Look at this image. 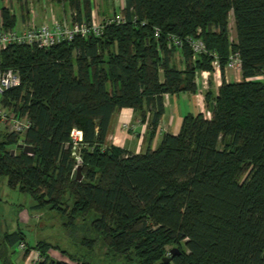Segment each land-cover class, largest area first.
<instances>
[{"label": "trees", "instance_id": "16d2710c", "mask_svg": "<svg viewBox=\"0 0 264 264\" xmlns=\"http://www.w3.org/2000/svg\"><path fill=\"white\" fill-rule=\"evenodd\" d=\"M56 1L68 5L73 21L91 20L92 0ZM124 1L126 22L106 25L99 37L0 53V73L12 69L20 77L1 103L31 124L23 135L0 134V176L29 194L38 211L59 215L67 229L93 233L83 244L98 245L119 264H164L172 248L180 253L169 264H264V82L257 79L264 74V0ZM0 19L15 28L10 8L0 9ZM169 35L198 39L205 53L193 59L184 44L180 69ZM235 53L242 80L222 82L215 97L206 94L210 118L186 115L176 135L164 134L155 149L139 154L106 143L122 109L141 121L149 115L151 141L163 95L195 93L196 73L213 71L212 54L223 76ZM73 128L82 132L77 149ZM20 139L33 154H10ZM5 240L13 247L25 236L14 232ZM49 250L57 247L27 245L22 261L34 251L35 264H70ZM4 254L0 264H14Z\"/></svg>", "mask_w": 264, "mask_h": 264}, {"label": "crops", "instance_id": "0c3cea01", "mask_svg": "<svg viewBox=\"0 0 264 264\" xmlns=\"http://www.w3.org/2000/svg\"><path fill=\"white\" fill-rule=\"evenodd\" d=\"M1 4L2 7L11 9L16 18L15 29L17 30L24 29L32 22L35 24H52L53 22L72 19V12L68 5L56 0H1ZM124 7V0H92L94 20L100 23L109 20ZM228 30L230 40L235 42L236 33L232 13L229 15ZM178 66L180 69L184 67V65ZM241 80V72L237 71H227L223 76L221 73L209 71L198 72L195 76V93L163 95L164 113L151 141L148 140L149 115L144 121H141L131 109H122L112 117L106 143L133 154L142 153L148 147L155 149L164 134L176 135L179 132L181 122L186 115L203 114L205 118H210V112L206 108L205 96L207 93L215 97L222 82L229 84ZM26 262L27 260L22 264H27Z\"/></svg>", "mask_w": 264, "mask_h": 264}, {"label": "rangeland", "instance_id": "374dc122", "mask_svg": "<svg viewBox=\"0 0 264 264\" xmlns=\"http://www.w3.org/2000/svg\"><path fill=\"white\" fill-rule=\"evenodd\" d=\"M0 7H2L1 0ZM176 62L178 65H183L179 57ZM4 132L5 129L0 126V133ZM35 204L29 194L10 188L7 179L0 176V254L5 255L4 253H6L7 256L4 257H7L11 262L22 264L25 250L19 249V243L10 247L6 243L5 236L14 232H21L25 236L23 242L25 248L27 245L32 248L38 242H46L57 247V250H49L48 252L55 260H64L70 264H75L69 259V256H72L91 264L118 263L112 257L104 256L105 250L100 249L98 245L90 249L83 244L85 236L89 239L96 238L93 233L85 232L80 225L75 231L69 230L64 226L59 215L47 209L38 211L34 208ZM90 220L81 222V224L88 225ZM37 258L36 252L30 253L26 263L35 264Z\"/></svg>", "mask_w": 264, "mask_h": 264}, {"label": "built area", "instance_id": "2783aa9c", "mask_svg": "<svg viewBox=\"0 0 264 264\" xmlns=\"http://www.w3.org/2000/svg\"><path fill=\"white\" fill-rule=\"evenodd\" d=\"M125 22L126 20L120 12L109 20H105L101 23L94 20V16L91 12V20L89 22H75L72 19L70 21H57L52 24H35L32 22L24 29L17 30L15 28L6 29L0 19V53L6 48L15 45L32 46L38 49H49L50 47L63 42H71L77 37H99L106 25L113 23L124 24ZM155 37H159L158 30L155 31ZM167 40L169 47L177 49L175 62L179 57L183 63L179 50L182 49L184 44H187L192 51L193 59L200 54L205 53V46L198 39L189 37L186 39H180L174 35H169ZM212 57V72L221 73V65L218 56L216 54H212ZM223 70L224 73L227 71L241 72V62L237 53L229 56ZM257 79L264 82V74H260ZM19 86L20 77L17 71L9 69L0 73V126H2L8 133L23 135L30 128L31 124L29 120L26 117H19L16 113L4 107L1 103V99L6 91ZM70 139L73 148L77 149L82 142V132L79 129L73 128L70 132ZM17 145L25 146L22 139L18 140ZM17 145L12 149L15 151L14 154L17 150L22 151V149L17 148ZM18 246L20 250H25L23 242L19 243Z\"/></svg>", "mask_w": 264, "mask_h": 264}, {"label": "water", "instance_id": "95a60500", "mask_svg": "<svg viewBox=\"0 0 264 264\" xmlns=\"http://www.w3.org/2000/svg\"><path fill=\"white\" fill-rule=\"evenodd\" d=\"M17 148H18V149H22V151H23L24 153H27V154H33V153H34L33 148L30 147V146H27V145H25V146L17 145ZM14 152H15L14 150H11L10 154H11V155H14ZM76 179H77L78 181H80V180L82 179V176H81V173H80V167H77V171H76ZM179 253H180V251H179L178 249H176V248H172V249L170 250V252H169V255H167V256L163 259V263H164V264H169V263H171L173 257H174L175 255L179 254Z\"/></svg>", "mask_w": 264, "mask_h": 264}]
</instances>
